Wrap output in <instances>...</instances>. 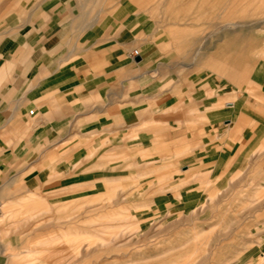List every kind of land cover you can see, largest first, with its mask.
<instances>
[{
	"label": "crops",
	"instance_id": "1",
	"mask_svg": "<svg viewBox=\"0 0 264 264\" xmlns=\"http://www.w3.org/2000/svg\"><path fill=\"white\" fill-rule=\"evenodd\" d=\"M124 1L0 0V264L40 257V250H30L26 258L23 239L7 234L4 227L19 223L14 209H36L42 196L79 198L85 186L98 188L100 178L120 177L95 172L162 159L171 167L185 164L177 182L154 189L162 194L199 174L223 172L227 150L240 146L243 135L252 141L264 125V83L257 97L220 109L217 95L208 102L214 96H208L205 77L195 81L169 60L154 58L145 39L147 17L120 16L122 10L159 5L173 20L193 14L233 21L251 16L249 0ZM256 2L257 14H264V0ZM190 32L171 33L184 47ZM232 33L203 65L228 74L244 67ZM187 194L174 191L172 198Z\"/></svg>",
	"mask_w": 264,
	"mask_h": 264
},
{
	"label": "rangeland",
	"instance_id": "2",
	"mask_svg": "<svg viewBox=\"0 0 264 264\" xmlns=\"http://www.w3.org/2000/svg\"><path fill=\"white\" fill-rule=\"evenodd\" d=\"M249 2L251 16L233 21L217 15L199 20L193 14L173 20L159 5L122 10L120 16L147 17L151 25L145 39L154 58L169 60L195 81L205 77L208 96H214L208 102L217 95L218 108L226 110L247 95L257 97L264 83V14H257L256 0ZM105 13L113 19L112 12ZM186 28L189 40L179 47L171 32ZM228 32L238 39L234 53L244 64L229 74L201 63ZM219 87L223 91L215 94ZM240 143L227 150L223 172L199 174L162 194L154 189L174 178L177 182L185 164L171 167L162 159L140 168L95 172L120 177L100 178L98 188L85 186L79 198L37 197L36 209H14L20 212L13 217L19 223L4 228L23 239L26 258L27 251L40 250V257L26 264H264V125L252 141L243 135ZM142 170L145 174L136 178ZM174 191L189 193L188 198H172ZM3 213L7 219V210Z\"/></svg>",
	"mask_w": 264,
	"mask_h": 264
},
{
	"label": "built area",
	"instance_id": "3",
	"mask_svg": "<svg viewBox=\"0 0 264 264\" xmlns=\"http://www.w3.org/2000/svg\"><path fill=\"white\" fill-rule=\"evenodd\" d=\"M133 56L137 57L139 55V52L138 50H135L133 53H132Z\"/></svg>",
	"mask_w": 264,
	"mask_h": 264
},
{
	"label": "bare ground",
	"instance_id": "4",
	"mask_svg": "<svg viewBox=\"0 0 264 264\" xmlns=\"http://www.w3.org/2000/svg\"><path fill=\"white\" fill-rule=\"evenodd\" d=\"M124 231H121L119 234H122ZM126 232V231H125ZM124 234V233H123ZM116 236V235H115ZM98 239H99V237H97ZM114 238H116V237H114ZM103 241L105 242L106 240L105 239H103ZM43 256V255H42Z\"/></svg>",
	"mask_w": 264,
	"mask_h": 264
}]
</instances>
